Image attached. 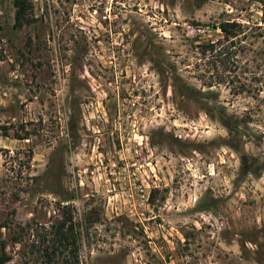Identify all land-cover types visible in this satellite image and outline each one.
I'll return each instance as SVG.
<instances>
[{
	"label": "rangeland",
	"instance_id": "obj_1",
	"mask_svg": "<svg viewBox=\"0 0 264 264\" xmlns=\"http://www.w3.org/2000/svg\"><path fill=\"white\" fill-rule=\"evenodd\" d=\"M15 1L0 260L65 222L74 264H264V0H19L21 28Z\"/></svg>",
	"mask_w": 264,
	"mask_h": 264
},
{
	"label": "trees",
	"instance_id": "obj_2",
	"mask_svg": "<svg viewBox=\"0 0 264 264\" xmlns=\"http://www.w3.org/2000/svg\"><path fill=\"white\" fill-rule=\"evenodd\" d=\"M16 7V27L21 28L23 24V18L25 16V10L19 0L15 1ZM221 32L227 39L235 37L237 31H241V27L238 24L226 22L221 24ZM65 222L59 223L57 226L51 227L49 239L47 240V246L43 248L44 257L46 258V264H58L57 261H62L63 264L77 263V240L72 230L65 228ZM69 247L72 249L69 250ZM40 249V247H39ZM69 251L70 253H67ZM69 254L68 256L65 255ZM0 264H6V257L3 251Z\"/></svg>",
	"mask_w": 264,
	"mask_h": 264
}]
</instances>
